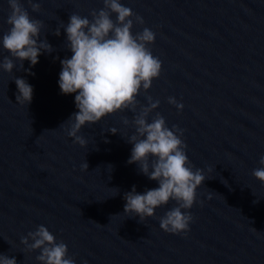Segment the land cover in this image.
<instances>
[{
    "label": "water",
    "instance_id": "1",
    "mask_svg": "<svg viewBox=\"0 0 264 264\" xmlns=\"http://www.w3.org/2000/svg\"><path fill=\"white\" fill-rule=\"evenodd\" d=\"M33 2L39 12L21 0L43 21L38 43L47 39L54 50L42 52L35 66L23 62L35 75L19 70L18 60L12 73L0 69V253L39 264V250L20 241L44 225L75 264H264V183L252 175L264 156V0H121L144 20L133 34L145 27L155 33L149 47L162 62L160 76L137 97V113L147 97L159 100L149 122L158 112L169 128L182 129L193 171L207 177L187 210L189 230L179 234L159 226L175 201L142 222L124 214V193L133 185L138 193L158 187L127 163L135 129L123 118L132 120L130 110L83 126L78 135L86 145L67 134L78 109L76 94L64 95L58 85L60 60L72 55L63 27L72 13L91 19L103 0ZM10 11L0 0V37ZM4 56L10 54L0 45V61ZM16 77L33 86L29 104L16 100Z\"/></svg>",
    "mask_w": 264,
    "mask_h": 264
},
{
    "label": "clouds",
    "instance_id": "2",
    "mask_svg": "<svg viewBox=\"0 0 264 264\" xmlns=\"http://www.w3.org/2000/svg\"><path fill=\"white\" fill-rule=\"evenodd\" d=\"M7 3L11 11L6 23L10 27L0 37V45L10 56L3 57L0 69L12 73L16 67L14 60H18L19 70L35 75L30 69H24L23 62L27 60L35 66L42 52L51 53L54 49L47 39L38 43L43 21L30 17L21 0H7ZM28 4L33 12L41 10L38 2L28 0ZM103 5V8L90 12L91 19L72 13L63 27L65 46L72 55L60 60L58 85L62 94H76L78 109L66 121L70 124L67 134L75 143L86 145V140L78 135L83 126L95 124L118 111L130 110L134 114L132 120L123 118L125 125L131 123L135 129L127 139L133 145L127 163L137 164L139 172L156 181L158 187L138 193L133 185L131 191L124 193V214L138 216L142 222L153 217L158 207L175 201V206L160 217L159 226L172 234L186 233L193 220L187 210L193 207L196 190L207 177L203 169L193 171L181 139L182 129L176 125L169 128L158 112L149 122L148 117L158 108L159 100L153 102L152 97H147V106H140L137 113L138 95L141 90L147 92L150 89L162 69V62L149 47L155 41V33L145 27L133 34L134 24L143 25L144 20L121 0H103ZM54 35H60L59 28ZM14 82L18 89L17 102L29 104L33 98V86L24 78L16 77ZM168 103L178 110L183 109V104L174 97H169ZM109 131L112 134L118 132L114 127ZM258 163L260 167L255 168L252 175L264 183V156ZM88 167L86 161L81 165L82 170H88ZM211 198L209 194L208 199ZM20 242L29 252L39 250L40 254L36 256L39 264H75V259L68 255L67 245L62 240L57 242L55 235L44 225L21 237ZM0 264H17V261L15 257L0 253Z\"/></svg>",
    "mask_w": 264,
    "mask_h": 264
}]
</instances>
